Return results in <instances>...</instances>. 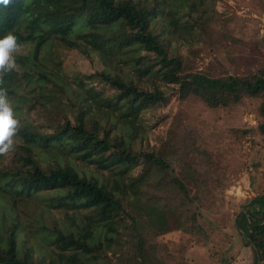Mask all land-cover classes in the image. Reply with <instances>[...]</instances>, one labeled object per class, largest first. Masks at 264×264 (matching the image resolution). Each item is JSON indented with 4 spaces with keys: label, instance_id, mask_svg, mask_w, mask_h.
<instances>
[{
    "label": "trees",
    "instance_id": "obj_1",
    "mask_svg": "<svg viewBox=\"0 0 264 264\" xmlns=\"http://www.w3.org/2000/svg\"><path fill=\"white\" fill-rule=\"evenodd\" d=\"M215 1L13 0L0 6V37L12 32L26 50L15 55L24 79L13 70L0 85L18 97L13 108L21 125L11 162L0 169V264H163L153 252L156 237L197 226L200 211L182 210L183 200L193 199L187 187L192 166L171 177L169 137L156 149L137 150L131 135H117L112 123L86 124L81 94L60 73L52 48H78L99 58L96 70L74 78L76 89L84 79H96L115 88L127 108L166 102L162 87L180 101L195 94L210 107L261 98L258 129L264 134V67L194 71L170 52L168 34L181 30L180 18L194 11L205 15L203 34H211ZM77 20L87 23L91 37H83L90 46L70 37ZM23 83L27 89L19 94ZM66 102L72 116L62 109ZM178 116L168 129L175 139ZM68 203L78 207L68 210ZM54 204L62 217L53 213ZM20 207L34 209L24 213L29 221ZM234 224L252 249L253 264H264V190L241 206ZM109 252L117 254L116 262Z\"/></svg>",
    "mask_w": 264,
    "mask_h": 264
},
{
    "label": "rangeland",
    "instance_id": "obj_2",
    "mask_svg": "<svg viewBox=\"0 0 264 264\" xmlns=\"http://www.w3.org/2000/svg\"><path fill=\"white\" fill-rule=\"evenodd\" d=\"M214 9L218 15H214L213 31L208 37L203 34L208 24L205 15L194 11L189 18H180L181 30H171L168 34L171 54L181 55L183 62L194 71L242 73L263 68L264 0H216ZM86 24L77 20L69 35L89 45L83 37L85 33L91 37L90 31L85 30ZM52 50H55L52 54L55 61L56 58L60 61V73L75 88L73 90L81 94L86 107V124L91 121L101 125L112 123L117 135L124 138L131 135L133 148L137 150L156 149L169 137L166 146L174 169L171 177L179 178L182 166H192L187 187L193 199L183 200L182 210L200 211L197 226L193 230L178 228L159 234L153 241L158 262L253 264L252 249L234 222L241 206L264 190V134L258 129L261 98H246L235 106L210 107L195 94L180 101L178 94L162 87L168 92L166 102L127 108L124 98L117 97L115 88L96 79H84L86 85L76 89L74 78H82L96 70L99 58H92L78 48ZM25 51L20 48L14 55ZM105 51L110 53L111 50ZM112 54L118 52L112 49ZM15 71L19 72L18 79H24L18 65ZM141 85L150 87L143 82ZM24 86L23 83L19 94L26 91ZM17 98L9 97L13 106L19 102ZM17 108L25 109L19 104ZM70 108L67 102L62 107L72 116ZM175 114L180 120L177 139L168 134ZM12 156L13 151L0 156V169L9 166ZM139 169H133L132 175ZM48 189L40 191L53 193ZM56 207L59 206L52 205L53 213L62 217ZM77 207L73 203L64 206L68 210ZM20 208L22 217L24 213L34 214V209ZM24 219L29 221L27 217ZM109 254L111 263L116 262L117 254Z\"/></svg>",
    "mask_w": 264,
    "mask_h": 264
},
{
    "label": "clouds",
    "instance_id": "obj_3",
    "mask_svg": "<svg viewBox=\"0 0 264 264\" xmlns=\"http://www.w3.org/2000/svg\"><path fill=\"white\" fill-rule=\"evenodd\" d=\"M13 0H0V6L8 8ZM21 45L12 32H7L0 37V85L3 76L17 69L15 53L19 52ZM21 127L20 120L16 117L13 104L9 99L7 89L0 86V156L14 150L15 137Z\"/></svg>",
    "mask_w": 264,
    "mask_h": 264
},
{
    "label": "water",
    "instance_id": "obj_4",
    "mask_svg": "<svg viewBox=\"0 0 264 264\" xmlns=\"http://www.w3.org/2000/svg\"><path fill=\"white\" fill-rule=\"evenodd\" d=\"M258 264H260V263H258Z\"/></svg>",
    "mask_w": 264,
    "mask_h": 264
}]
</instances>
